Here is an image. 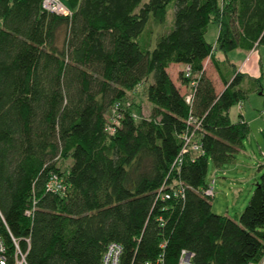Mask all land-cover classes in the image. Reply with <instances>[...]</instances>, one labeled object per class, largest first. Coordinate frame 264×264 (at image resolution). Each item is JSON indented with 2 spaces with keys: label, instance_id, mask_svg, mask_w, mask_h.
<instances>
[{
  "label": "trees",
  "instance_id": "16d2710c",
  "mask_svg": "<svg viewBox=\"0 0 264 264\" xmlns=\"http://www.w3.org/2000/svg\"><path fill=\"white\" fill-rule=\"evenodd\" d=\"M41 1L0 0V233L9 250L11 234L27 264H99L110 242L122 248L119 264H176L181 249L191 264L264 257V163L238 220L212 212L205 193L208 160L226 163L249 131L242 114H228L246 96L244 74L215 53L264 46V0H79L66 15ZM170 63L183 64L185 92ZM150 76L145 116L129 101ZM188 116L201 150L177 161L195 127ZM51 176L58 190L47 187Z\"/></svg>",
  "mask_w": 264,
  "mask_h": 264
},
{
  "label": "rangeland",
  "instance_id": "374dc122",
  "mask_svg": "<svg viewBox=\"0 0 264 264\" xmlns=\"http://www.w3.org/2000/svg\"><path fill=\"white\" fill-rule=\"evenodd\" d=\"M62 1L70 11L77 2V0ZM172 17V11L169 8L166 23L168 29L171 26ZM205 36L210 43H214L216 38L214 24L211 23L208 26ZM242 52L230 51L236 63L242 61L244 56ZM241 68L244 74L242 87L245 88L246 96L241 100L240 105L242 115L244 114L247 119L245 121L249 131L243 138L239 150L226 163L216 167L209 159L206 174L208 183L214 179V192L210 199L211 211L234 220H238L239 214L250 198L262 172L260 165L264 163V133H262L264 129V47H259ZM151 81L152 76L146 84L135 90L129 101L134 109L145 116L149 114L150 104L144 95V88ZM228 114L231 121H238L240 114L238 103L229 109ZM65 164L66 162L63 163Z\"/></svg>",
  "mask_w": 264,
  "mask_h": 264
},
{
  "label": "built area",
  "instance_id": "2783aa9c",
  "mask_svg": "<svg viewBox=\"0 0 264 264\" xmlns=\"http://www.w3.org/2000/svg\"><path fill=\"white\" fill-rule=\"evenodd\" d=\"M41 6L44 10L56 14L66 15L70 13V10L63 4L62 0H42ZM183 71L185 76H190L189 66H185ZM185 101L188 104L190 103L191 101L190 92L185 94ZM238 107L241 108L240 103L238 104ZM187 121L193 123V126L195 127H193L190 130H186L183 133L182 135L183 144L177 158L175 159L177 161L181 160V156L184 153H187L189 151L198 153L201 150L199 139L195 134V128L198 126V122L196 121V119L192 118L191 116H188ZM109 130L112 131L113 129L109 127ZM213 184H214V179L211 180V183H209V185L205 189V193L207 195L213 196V192H214ZM47 187L58 190L59 188H61L60 180L57 179L56 176H51L47 182ZM24 213L27 216L31 215L32 207L25 209ZM10 239L13 245L12 251L9 250L7 242L0 233V264H27L26 252L22 250L21 247L19 246V239L13 237L11 234H10ZM24 242L27 245H29V238H24ZM121 252H122V248L118 243L116 242L108 243L104 252L102 253L99 264H119ZM191 259H192V253L187 251L186 249H181L176 264H191ZM246 264H264V257H261L257 261H249Z\"/></svg>",
  "mask_w": 264,
  "mask_h": 264
},
{
  "label": "crops",
  "instance_id": "0c3cea01",
  "mask_svg": "<svg viewBox=\"0 0 264 264\" xmlns=\"http://www.w3.org/2000/svg\"><path fill=\"white\" fill-rule=\"evenodd\" d=\"M78 1L79 0H77L75 6L71 9V11H73L76 8V6L78 4ZM63 4L65 5L64 2H63ZM216 35H217V28H216ZM259 47H264V46L257 45L254 48L253 51H250V50L246 51V50H243V49H235L237 51H241V52L243 51L242 54L244 56H243V59H242V61L240 63H236V61L233 60L232 54H230V52H228L227 55H225V56L221 52H216L215 55H216V57L219 60H223L225 57H227L230 62H232L235 65H237V70L242 71L241 67L244 66L246 64V62H248L250 60L251 56L255 53L256 50L259 49ZM203 67H204L205 72L207 74H209V76L211 77V79H212V81L214 83L216 92L217 93L221 92L222 89L224 88V86H223L222 82L220 81L216 71L214 70L209 58H206L203 61ZM182 68H183V64H179V63H170L169 66L167 67V70L169 72V75H170L171 79L176 84V86L179 87L181 93L185 92L187 90V86L184 85V84H181L180 80L178 79V73L181 71ZM238 110H239L240 114H242L241 108L238 107ZM242 117H243L244 120L247 121V119L245 118L244 114L242 115Z\"/></svg>",
  "mask_w": 264,
  "mask_h": 264
}]
</instances>
